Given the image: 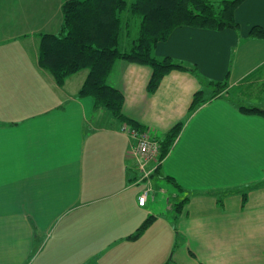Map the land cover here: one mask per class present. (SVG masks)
I'll return each instance as SVG.
<instances>
[{
	"label": "crops",
	"instance_id": "obj_1",
	"mask_svg": "<svg viewBox=\"0 0 264 264\" xmlns=\"http://www.w3.org/2000/svg\"><path fill=\"white\" fill-rule=\"evenodd\" d=\"M62 2L0 0V264H264V115L240 110H264V94L246 92L264 81V38L250 36L264 30V0L238 4L236 29L172 30L154 56L186 70L153 92L148 66L113 65L107 83L127 118L157 141L179 127L141 182L135 140L120 130L130 125L77 95L88 70L58 86L38 66ZM212 82L226 84L215 97Z\"/></svg>",
	"mask_w": 264,
	"mask_h": 264
},
{
	"label": "trees",
	"instance_id": "obj_2",
	"mask_svg": "<svg viewBox=\"0 0 264 264\" xmlns=\"http://www.w3.org/2000/svg\"><path fill=\"white\" fill-rule=\"evenodd\" d=\"M241 1L63 0L61 30L39 37L38 66L48 71L58 86L63 85L69 76L88 70L77 95L91 97L97 108L122 123L143 130L123 114L122 93L107 83L113 65L124 60L148 66L151 77L147 88L153 92L166 74L172 70H186L168 57L156 58L155 45L165 41L175 28L186 25L212 30L236 29L234 10ZM133 29L136 31L134 37ZM250 36L264 38V30L255 26ZM211 85L214 86L212 97L226 88L224 83L212 82ZM246 92L255 97L264 94V81L250 84ZM200 96L199 93L194 95L191 108L202 102ZM240 110L264 115V110L258 107L240 105ZM178 131L179 127H175L157 141L159 153L152 176L158 174L159 164L169 152ZM136 179L139 181V174ZM169 180L181 190L171 178ZM243 198H246L245 194ZM186 200L176 206L177 212L182 211ZM149 222L150 219H146L135 235L144 231Z\"/></svg>",
	"mask_w": 264,
	"mask_h": 264
},
{
	"label": "built area",
	"instance_id": "obj_3",
	"mask_svg": "<svg viewBox=\"0 0 264 264\" xmlns=\"http://www.w3.org/2000/svg\"><path fill=\"white\" fill-rule=\"evenodd\" d=\"M120 130L135 140L132 146V154L137 162L138 180L140 182L148 180L155 170L154 165L159 153L157 140L151 136V132L147 129L141 130L128 125H122ZM148 194L149 190L145 188L142 194L138 196L137 201L139 206L144 205Z\"/></svg>",
	"mask_w": 264,
	"mask_h": 264
},
{
	"label": "rangeland",
	"instance_id": "obj_4",
	"mask_svg": "<svg viewBox=\"0 0 264 264\" xmlns=\"http://www.w3.org/2000/svg\"><path fill=\"white\" fill-rule=\"evenodd\" d=\"M134 33H136V31L133 29V31H132V37H134ZM131 40H132V38H131ZM127 47V46H126ZM262 101H264V95H263V100ZM140 185H142V186H145V184H140ZM160 196V193H156V197H155V203L156 204H158L159 202H160V200H163L164 198L166 199V194H162L161 196L162 197H159ZM169 196V195H168ZM170 197V196H169Z\"/></svg>",
	"mask_w": 264,
	"mask_h": 264
}]
</instances>
